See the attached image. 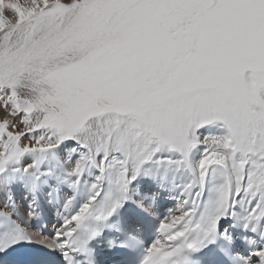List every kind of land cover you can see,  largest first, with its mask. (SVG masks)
I'll list each match as a JSON object with an SVG mask.
<instances>
[{"label":"snow or ice","instance_id":"obj_1","mask_svg":"<svg viewBox=\"0 0 264 264\" xmlns=\"http://www.w3.org/2000/svg\"><path fill=\"white\" fill-rule=\"evenodd\" d=\"M106 250L264 264V0H0V264Z\"/></svg>","mask_w":264,"mask_h":264},{"label":"bare ground","instance_id":"obj_2","mask_svg":"<svg viewBox=\"0 0 264 264\" xmlns=\"http://www.w3.org/2000/svg\"><path fill=\"white\" fill-rule=\"evenodd\" d=\"M171 206V205H170Z\"/></svg>","mask_w":264,"mask_h":264}]
</instances>
